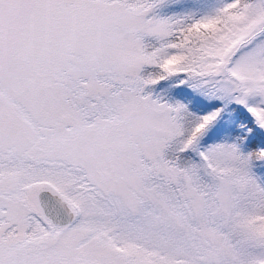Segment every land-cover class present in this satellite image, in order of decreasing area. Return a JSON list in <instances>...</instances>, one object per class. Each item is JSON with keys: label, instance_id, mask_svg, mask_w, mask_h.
<instances>
[{"label": "snow or ice", "instance_id": "obj_1", "mask_svg": "<svg viewBox=\"0 0 264 264\" xmlns=\"http://www.w3.org/2000/svg\"><path fill=\"white\" fill-rule=\"evenodd\" d=\"M264 0H0V264H264Z\"/></svg>", "mask_w": 264, "mask_h": 264}, {"label": "rangeland", "instance_id": "obj_2", "mask_svg": "<svg viewBox=\"0 0 264 264\" xmlns=\"http://www.w3.org/2000/svg\"><path fill=\"white\" fill-rule=\"evenodd\" d=\"M258 176L260 177V179L262 180V181H264V170H258Z\"/></svg>", "mask_w": 264, "mask_h": 264}]
</instances>
